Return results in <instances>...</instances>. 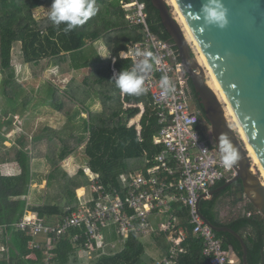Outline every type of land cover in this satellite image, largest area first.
Listing matches in <instances>:
<instances>
[{
	"label": "trees",
	"instance_id": "1",
	"mask_svg": "<svg viewBox=\"0 0 264 264\" xmlns=\"http://www.w3.org/2000/svg\"><path fill=\"white\" fill-rule=\"evenodd\" d=\"M52 2L0 0V94L6 102L0 111V245L5 246V250L0 251V264L44 263L45 239L40 240V249H30L31 237L11 225L27 211L36 212L46 224L60 223L72 212L65 205V195L74 199V192L80 188L78 193L82 196L85 189L81 187L90 184L86 167L99 173L106 187L120 188L123 175L151 166L156 155L163 150V146L154 143V136L161 126L151 96L148 93L126 95L113 78L116 73L132 69V60L120 58L119 53L142 40V28L129 25L121 0H96L97 14L84 25L65 33L64 24L56 27L48 16L39 19L35 15L37 9ZM146 2L152 31L162 39L172 40L158 9L151 0ZM100 43L108 50L105 58L98 50ZM16 47L19 49L17 55L13 51ZM15 62L41 70H45L49 63L56 66L60 74L79 72L81 78L73 76L63 90L55 86L51 89L47 104L66 119L61 130L46 126L39 131L21 132L7 146L8 136L14 130L11 113L26 109L20 100L24 87L17 81ZM191 87L195 104L205 120L204 126L199 127L205 138L210 122L192 82ZM97 103L101 104L100 109H96ZM139 117L140 129L137 123H131ZM72 155L83 165L74 176L61 166L63 162V166L74 174L78 164ZM40 158L50 166L44 178L47 186L42 191L32 188L35 181L32 165ZM8 169L12 172L8 173ZM222 184L224 182L215 187ZM230 189L218 192L212 199H202L200 211L214 225L229 226L244 237L249 264H264V217L250 201L231 216L222 217L221 199ZM233 198L234 208L242 200L238 194ZM172 213L182 221L188 234L184 242L187 251L179 255V263L207 264L203 240L193 234L188 208L175 205ZM109 231L106 241L117 240L114 230L112 234ZM76 233L71 229L57 237L50 251V264H86L80 254L84 238L74 240ZM217 234L224 248L233 249L242 260L243 249L239 240L228 232ZM171 246L166 232L145 237L132 234L127 243L116 249L97 248L89 264H153L168 254ZM152 252L157 256L154 257Z\"/></svg>",
	"mask_w": 264,
	"mask_h": 264
},
{
	"label": "built area",
	"instance_id": "2",
	"mask_svg": "<svg viewBox=\"0 0 264 264\" xmlns=\"http://www.w3.org/2000/svg\"><path fill=\"white\" fill-rule=\"evenodd\" d=\"M121 6L129 25L140 26L143 32L142 40L124 51L131 53L126 59L132 60L133 67L142 59L134 55L140 50L153 52L159 61L146 75L145 87L161 126L154 143L163 146V150L151 166L123 175L120 188L106 187L99 173L86 168L90 197L68 206L71 214L57 225L46 224L36 212L27 211L11 227L31 237L30 249H40L39 238L46 237V257L42 264H50L54 242L71 229L77 231L74 240L84 238L81 253L85 255H93L97 248L116 249L127 243L132 234L149 236L166 232L171 249L153 264H180L179 255L187 251L184 242L188 234L182 221L172 213L175 205H179L189 210V223L193 234L203 240L207 264H235L233 250L224 248L222 239L204 220L197 204L217 184L232 181L238 174L237 169L235 165L224 166L210 129L207 137L202 136L199 127L204 126L205 120L195 104L190 76L176 43L152 31L146 0H121ZM165 74L175 86V91L168 96L160 88V78ZM108 230H114L118 239L107 242ZM4 250L5 246L0 245V251Z\"/></svg>",
	"mask_w": 264,
	"mask_h": 264
},
{
	"label": "water",
	"instance_id": "3",
	"mask_svg": "<svg viewBox=\"0 0 264 264\" xmlns=\"http://www.w3.org/2000/svg\"><path fill=\"white\" fill-rule=\"evenodd\" d=\"M158 9L163 25L176 43L194 90L210 122V133L219 150V137L227 134L239 153L235 164L237 176L202 195L211 198L235 184L239 196L246 197L264 217V183L252 171V158L245 142L230 125L226 110L216 91L206 80V70L193 56L183 26L172 13L167 0H151ZM199 49L264 170V0H222L227 8V24L221 28L205 25L198 17L206 0H175ZM221 153V152H220ZM222 154V153H221ZM204 220L218 233L235 236L243 249L242 263H248L244 237L229 226H216L200 211Z\"/></svg>",
	"mask_w": 264,
	"mask_h": 264
},
{
	"label": "rangeland",
	"instance_id": "4",
	"mask_svg": "<svg viewBox=\"0 0 264 264\" xmlns=\"http://www.w3.org/2000/svg\"><path fill=\"white\" fill-rule=\"evenodd\" d=\"M172 13L174 16L179 20V17L177 13H175L174 6L171 5L170 0H167ZM51 5L40 7L35 11V15L41 19L44 18L47 15V9L50 8ZM189 41V40H188ZM190 47L192 50L193 56L197 59V61L204 66L200 59V55L197 52L196 46L194 43L189 41ZM103 46V45H102ZM105 46L98 49L99 51L105 50ZM107 49V48H106ZM18 47H16L13 51L14 54L17 55L18 53ZM103 55H108V50ZM102 56V55H101ZM105 58V56H102ZM15 72L17 81H19L24 89L22 91V97L21 101H23L26 105V109L19 110L18 112L11 113V116H13L14 120V130L9 134V139L12 140V142L16 139L17 135L21 132H34L39 131L43 129L46 126H49L53 129L58 130L57 127H60V125L65 121L62 120L60 113L57 112V110H54L51 108L47 101L50 99L51 92L53 90V87L55 86L58 89H65L66 85L69 83V81L72 79L73 76L81 78V73H71V74H60L59 70L56 66L51 65L48 63L45 70H41L40 67H37L35 69H32V67L28 65H22L18 62L14 63ZM204 69H206V80L207 82H212L211 77L208 75V69L204 66ZM210 84V83H209ZM1 86H2V75L0 74V93H1ZM213 86V85H212ZM52 89V90H51ZM6 105V102L2 98L0 94V111L3 109V107ZM224 105V103H223ZM225 107V106H224ZM101 104H96V109H100ZM227 112V111H226ZM230 125L236 130L235 124L231 122L229 117L227 116ZM65 119V118H64ZM139 122L138 119H133L131 123ZM237 131V130H236ZM239 134V132H238ZM241 135V134H240ZM7 146H10V143H5ZM249 152V151H248ZM80 155V154H79ZM82 155V154H81ZM80 155V156H81ZM253 161V158H252ZM33 167V173H36L35 175V183H33L32 188L38 189V191H42L45 188H41V184L43 182V177L46 176L50 171V166L46 163V160L44 158H40V160H36ZM252 171L260 176L262 178V171L259 169L258 165L253 161L252 163ZM12 172L11 169H8V173ZM82 188V187H81ZM80 189V188H79ZM78 190V189H77ZM34 194L35 198L37 196V192ZM76 195L78 196V191H76ZM76 197V196H75ZM32 198V197H31ZM65 205L71 206L75 203H82L83 198L82 197H76L74 199L70 198L68 195H65ZM233 197H230L229 199L226 198V202H229V208L226 207V210L224 211L223 217L227 218L232 215V213L235 210L242 209L247 202L249 201L247 198H243L241 202L238 203L236 207L233 208L232 201ZM33 200V199H32ZM34 212V211H33ZM148 239V237H146ZM83 254V252H82ZM154 255V253H152ZM83 257H85L86 264H89L90 260L92 259V254H83Z\"/></svg>",
	"mask_w": 264,
	"mask_h": 264
},
{
	"label": "clouds",
	"instance_id": "5",
	"mask_svg": "<svg viewBox=\"0 0 264 264\" xmlns=\"http://www.w3.org/2000/svg\"><path fill=\"white\" fill-rule=\"evenodd\" d=\"M96 0H53L51 7L47 9V15L54 26L64 24L63 31L68 33L78 26L84 25L98 12ZM198 17H202L205 25H216L223 28L227 24V8L222 0H206ZM131 53L121 51L120 58L125 59ZM142 57L139 62L134 63L131 70H123L114 74L115 84L122 93L130 96H141L148 92L145 87V77L153 71L154 64L158 63L156 56L151 51L137 50L134 53ZM162 94L168 96L175 91L168 75L160 78ZM219 150L222 153L225 167L235 165L239 160V153L227 134L219 137Z\"/></svg>",
	"mask_w": 264,
	"mask_h": 264
},
{
	"label": "bare ground",
	"instance_id": "6",
	"mask_svg": "<svg viewBox=\"0 0 264 264\" xmlns=\"http://www.w3.org/2000/svg\"><path fill=\"white\" fill-rule=\"evenodd\" d=\"M170 2H171V5L174 6V8L176 9L175 13H177V15L179 17V20L178 19L177 20L183 26L184 31L186 33L187 39L189 41H191L192 43H194V45L196 46L197 52L200 55L199 57H200L201 61L203 62L202 64L208 69L207 70L208 71V75L212 79V82H209L210 84L209 83L208 84L216 91V93L218 94L219 99L222 101V103H224L225 110L227 111L226 112V116H228L229 119L231 120V122H233L235 124V128H236L237 132H239V134H241V137H242L243 141L245 142L246 147L248 148V151L250 153V157L253 158V161L258 165L259 169L262 171V181L264 183V170H263L262 166L260 165V163H259V161H258V159H257L252 147L250 146V144H249V142H248V140H247V138H246V136H245V134H244V132H243V130H242V128H241L236 116H235V114H234V111L232 110L231 106L229 105V103H228V101L226 99V96L224 95V93H223L221 87L219 86L216 78L214 77V75H213L209 65L207 64V62H206L201 50L199 49V47H198V45H197V43H196V41H195L191 31H190L185 19L183 18V16H182V14H181V12H180L175 0H170Z\"/></svg>",
	"mask_w": 264,
	"mask_h": 264
},
{
	"label": "crops",
	"instance_id": "7",
	"mask_svg": "<svg viewBox=\"0 0 264 264\" xmlns=\"http://www.w3.org/2000/svg\"><path fill=\"white\" fill-rule=\"evenodd\" d=\"M100 45H101V43H100ZM100 45H99V49H100ZM130 46V45H129ZM101 47H103L102 45H101ZM104 51L106 52L107 51V49L105 48V50H103V52L100 50V54L102 55V56H107V55H103V53H104ZM141 107H142V109H143V106L141 105ZM60 116H61V118H62V120L64 121L61 125H60V127H57L58 128V130H61L65 125H66V119H64V117H63V115L60 113ZM140 117H141V115H140ZM140 117H139V121H140ZM132 122V121H131ZM135 123H137V122H135ZM139 124V122L137 123V125ZM11 139H10V141H6L7 143H10V145L12 144L11 143ZM72 157L76 160V162H77V164H78V168H77V170L75 171V173L74 174H71L69 171H68V169H66L64 166H63V162L61 163V166L63 167V169L70 175V176H74V175H76L77 173H78V171L82 168V163L78 160V158L77 157H75L74 155H72ZM65 161V160H64ZM85 164V163H84ZM87 168V167H86ZM35 174L36 173H34V176H35ZM45 178V176L43 177V182L42 183H40L41 184V188H45L46 189V186H47V180L46 179H44ZM33 183H35V181L33 182ZM33 185V184H32ZM216 188V187H215ZM82 189H85V191H84V194L82 195V196H80L79 195V193H78V196L79 197H82L83 199H88L89 197H90V193H89V191H88V188L87 187H82ZM80 189H78V190H76V191H79ZM76 191L74 192L75 193V195H74V198H76V197H78L77 195H76ZM218 193V192H217ZM216 193V194H217ZM232 189H230V191L229 192H227L226 194H224L223 196H222V199H221V201H222V205H221V215H222V217H223V214H224V211L226 210V207H228L229 208V202H226V198H230L231 196H232ZM76 196V197H75ZM215 196V195H214ZM213 196V197H214ZM213 197H211V198H207V199H212ZM244 212H246V210H243ZM109 233L110 234H112L113 232L112 231H109ZM117 235V234H116ZM145 237V236H144ZM40 240H44L45 239V237L44 236H41L40 238H39ZM233 250V249H232ZM152 253H154V257H156L157 256V253L156 252H152ZM81 254V256L83 257V254L82 253H80ZM232 256H233V258H234V260L236 261V263L235 264H243L242 263V260H241V258L239 257V255L233 250V253H232ZM83 258H85V257H83Z\"/></svg>",
	"mask_w": 264,
	"mask_h": 264
},
{
	"label": "flooded vegetation",
	"instance_id": "8",
	"mask_svg": "<svg viewBox=\"0 0 264 264\" xmlns=\"http://www.w3.org/2000/svg\"><path fill=\"white\" fill-rule=\"evenodd\" d=\"M231 189H232V193H231V194H232V197H235V195L238 194V197H239L241 200H242L243 198H246V197H242V198H241V197L239 196V192H238V190H237L238 188H237L236 184H235Z\"/></svg>",
	"mask_w": 264,
	"mask_h": 264
}]
</instances>
